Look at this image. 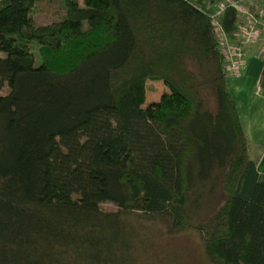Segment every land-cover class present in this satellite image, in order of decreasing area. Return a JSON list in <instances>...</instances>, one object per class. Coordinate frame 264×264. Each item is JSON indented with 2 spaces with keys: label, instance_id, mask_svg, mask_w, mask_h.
<instances>
[{
  "label": "trees",
  "instance_id": "1",
  "mask_svg": "<svg viewBox=\"0 0 264 264\" xmlns=\"http://www.w3.org/2000/svg\"><path fill=\"white\" fill-rule=\"evenodd\" d=\"M216 1L0 0V264H145L155 244L137 226L156 219L195 231L211 264H264V175ZM222 21L232 32L233 10ZM148 81L164 85L156 104Z\"/></svg>",
  "mask_w": 264,
  "mask_h": 264
},
{
  "label": "rangeland",
  "instance_id": "2",
  "mask_svg": "<svg viewBox=\"0 0 264 264\" xmlns=\"http://www.w3.org/2000/svg\"><path fill=\"white\" fill-rule=\"evenodd\" d=\"M34 20L37 26L46 24L48 21L43 15H37ZM32 58L35 69H42L36 53L32 54ZM227 78L231 77L227 76ZM146 85L148 103L156 104L165 90L163 83L148 81ZM223 199L224 194L221 187L216 186L213 192L209 191L208 197L203 199L198 215L203 219L207 218L222 203ZM102 208L106 211L116 209L110 203L104 204ZM167 225L164 221L157 219L150 222L143 221L142 227L136 225L155 244L152 248L147 247L146 250H140L139 254L145 264H211L204 252L201 239L195 231L186 229L175 235H168Z\"/></svg>",
  "mask_w": 264,
  "mask_h": 264
},
{
  "label": "built area",
  "instance_id": "3",
  "mask_svg": "<svg viewBox=\"0 0 264 264\" xmlns=\"http://www.w3.org/2000/svg\"><path fill=\"white\" fill-rule=\"evenodd\" d=\"M228 9L233 10L236 21L230 33L225 31L222 21ZM210 23L227 76L240 75L246 51L251 47L257 46L256 58L264 60V0H218L210 14Z\"/></svg>",
  "mask_w": 264,
  "mask_h": 264
},
{
  "label": "crops",
  "instance_id": "4",
  "mask_svg": "<svg viewBox=\"0 0 264 264\" xmlns=\"http://www.w3.org/2000/svg\"><path fill=\"white\" fill-rule=\"evenodd\" d=\"M256 49L254 46L246 51L242 72L227 78V86L248 141L249 157L257 173L264 175V60L256 58ZM146 104H150L147 99Z\"/></svg>",
  "mask_w": 264,
  "mask_h": 264
}]
</instances>
